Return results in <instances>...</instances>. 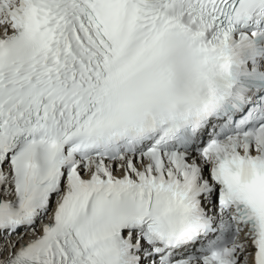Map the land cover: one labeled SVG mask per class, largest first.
<instances>
[{"label": "snow or ice", "instance_id": "obj_1", "mask_svg": "<svg viewBox=\"0 0 264 264\" xmlns=\"http://www.w3.org/2000/svg\"><path fill=\"white\" fill-rule=\"evenodd\" d=\"M0 264H264V0H0Z\"/></svg>", "mask_w": 264, "mask_h": 264}]
</instances>
